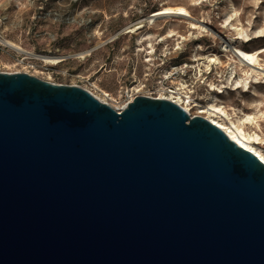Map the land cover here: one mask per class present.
<instances>
[{"label":"water","instance_id":"1","mask_svg":"<svg viewBox=\"0 0 264 264\" xmlns=\"http://www.w3.org/2000/svg\"><path fill=\"white\" fill-rule=\"evenodd\" d=\"M0 264H264V162L168 99L0 71Z\"/></svg>","mask_w":264,"mask_h":264},{"label":"rangeland","instance_id":"2","mask_svg":"<svg viewBox=\"0 0 264 264\" xmlns=\"http://www.w3.org/2000/svg\"><path fill=\"white\" fill-rule=\"evenodd\" d=\"M167 5L184 6L208 31L192 29L188 19L177 17L146 22ZM234 12L231 22L246 35L235 39L237 44L246 50L264 46V0H0V35L21 47L0 44V71L78 85L109 104L122 101L125 87L142 88L144 82L160 90L185 91L181 94L193 101L189 106L216 99L229 113L235 112L233 118L257 112L255 104L260 103L258 128L246 127L264 138V73L240 75L231 54L219 57L222 66L201 58L220 55L221 43L237 36L224 25L227 14ZM140 22L143 26L136 32L124 33ZM169 30L174 32L171 37L166 36ZM143 35L150 38L138 42ZM149 44L152 54L147 52ZM42 56L58 61L47 62ZM258 58L264 69V52ZM239 76L241 86L234 89ZM261 152L264 155V146Z\"/></svg>","mask_w":264,"mask_h":264},{"label":"bare ground","instance_id":"3","mask_svg":"<svg viewBox=\"0 0 264 264\" xmlns=\"http://www.w3.org/2000/svg\"><path fill=\"white\" fill-rule=\"evenodd\" d=\"M236 13H228L227 16L225 17L224 25L227 26L229 25L230 29H233L236 31L237 36L233 39H230V43L227 41H223L221 43V48L219 49V52L221 53L220 55L213 53V54H208L204 55L201 58L205 59L207 62H214L216 64H219L222 66V61L220 60V56L224 54H231L234 57V62H237V65L239 66L240 69V75H245L248 76L251 73H255V76L257 74L261 73L259 72L262 71L264 73V69L262 66H260L259 58L258 56L264 52V46L257 47L252 50H246L240 47L236 40L237 38H241L242 36H246L243 34L242 29L240 27L235 26L231 21L235 19ZM166 17H177L182 20L188 19L189 27L192 29H199V32H207L208 30L206 29L205 26H203L201 23L194 22L193 19L190 17L189 11L182 5H175V6H162L161 8L155 10L151 15L147 16L146 22L149 25H152L156 20L161 19V18H166ZM190 19V20H189ZM143 24L137 23V25H133L130 27H127V29L124 31V33H134L136 32L139 28H141ZM174 32L172 30H169L168 33L166 34L167 37L173 36ZM210 35L214 37V34L210 32ZM262 35V34H257ZM150 35H143L140 37L138 42L142 43L145 40L149 39ZM0 44L8 47H12L16 50H21V47L12 42L9 39H6L0 35ZM149 50L147 51L149 54H152L153 52V47L151 44L148 46ZM198 50H202V46L198 45L197 46ZM137 50H141V48H138ZM80 56H83L80 54ZM42 58L47 61V62H52L56 63L58 59L56 57H48V56H42ZM199 58V57H198ZM196 58V59H198ZM199 58V59H201ZM149 59V58H148ZM194 59V58H193ZM204 62V61H202ZM208 66V64H206ZM174 68V67H173ZM264 76V74L262 75ZM246 79V78H245ZM241 77L239 76L234 80L235 86L234 89L241 86ZM246 85V84H245ZM181 88H185L184 85H182ZM179 89V88H178ZM183 91V90H182ZM182 91H176L170 92L169 96H161L162 98L172 100V102H176L181 106L184 110H186L190 115H199L210 122H212L214 125H216L218 128H220L223 132L227 134V136L233 140L236 144L241 146L242 148L252 152L257 156L262 162H264V155L261 152V147L264 146V138L261 137L259 132L257 130H250L247 129L246 125L247 124H254L258 128L257 120L259 116H262V112H258L260 109V103L255 104L256 106V111L257 112H252V113H244L240 117L233 118L235 112L229 113L225 106L217 101L216 99H211L207 104L205 105H196L193 104L191 106L188 105L187 101L190 102V98L188 95H182ZM91 92V91H90ZM93 93V92H92ZM183 93H186L183 91ZM94 94V93H93ZM253 95H256L254 92L252 93ZM95 95V94H94ZM99 100L105 101L103 97H99L98 95H95ZM174 96V97H173ZM187 99L186 101L184 99ZM112 106H116L119 108L118 104H112ZM232 114V115H231Z\"/></svg>","mask_w":264,"mask_h":264},{"label":"built area","instance_id":"4","mask_svg":"<svg viewBox=\"0 0 264 264\" xmlns=\"http://www.w3.org/2000/svg\"><path fill=\"white\" fill-rule=\"evenodd\" d=\"M209 73V71H207ZM37 77V76H36ZM49 81V80H47ZM51 82V81H50ZM55 83V82H54ZM81 87V86H80ZM83 88V87H82ZM85 89V88H84ZM87 91L90 92V90L86 89ZM170 92H173L174 94V90L172 89H167V90H160L156 89L154 87H150L149 85L146 84V82L143 83L142 88H135L133 85H130L129 87H125L124 90H122V93L120 95V98L122 99V101L118 104L119 108H117L116 106H112L111 104H109L106 100L103 101L107 104H109L110 106H112L113 108H115L117 111L120 110V108L126 103V102H130L134 97L142 95V96H148V97H152V98H162L161 96H169ZM91 94H93L92 92H90ZM94 95V94H93ZM107 95V94H106ZM105 95V96H106ZM187 95V94H186ZM95 96V95H94ZM189 96V95H188ZM174 97V96H173ZM190 98V97H189ZM165 99V98H164ZM185 101L187 100L186 98L184 99ZM190 102L192 101L191 99H189ZM172 101V100H171ZM190 102L187 101L188 105H190ZM193 102V101H192ZM176 103V102H175ZM177 104V103H176ZM179 105V104H178Z\"/></svg>","mask_w":264,"mask_h":264}]
</instances>
